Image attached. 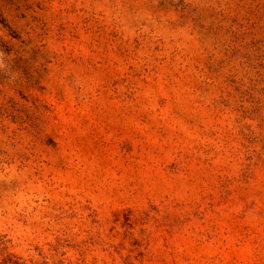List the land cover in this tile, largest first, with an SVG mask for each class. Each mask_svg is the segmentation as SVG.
I'll return each instance as SVG.
<instances>
[{
	"label": "rangeland",
	"instance_id": "374dc122",
	"mask_svg": "<svg viewBox=\"0 0 264 264\" xmlns=\"http://www.w3.org/2000/svg\"><path fill=\"white\" fill-rule=\"evenodd\" d=\"M0 264H264V0H0Z\"/></svg>",
	"mask_w": 264,
	"mask_h": 264
}]
</instances>
